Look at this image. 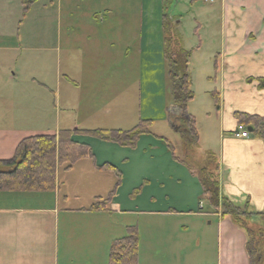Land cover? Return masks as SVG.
Segmentation results:
<instances>
[{"label":"crops","instance_id":"1","mask_svg":"<svg viewBox=\"0 0 264 264\" xmlns=\"http://www.w3.org/2000/svg\"><path fill=\"white\" fill-rule=\"evenodd\" d=\"M162 1L157 2L159 20L154 3L146 13L142 5L141 27L134 39L127 19H119L118 29H102L99 23H107L110 17L78 13L74 10L78 6L73 5V24L56 39L52 32V44L30 49L32 57H11L28 49L20 38L12 46L13 38L4 30L2 18L17 10L16 0H0V160L11 158L20 141L33 135L64 129L127 131L140 120L154 123L153 134L140 137L135 148L74 136L73 141L90 147L93 157L69 171L59 168L53 192H0V201L29 200L24 205L0 203V264H109L111 244L123 238L128 227H137L139 232L138 264H186L202 246L208 255L211 230L216 235L215 256L198 264H250L244 231L206 208L198 176L174 158L182 156L168 133L176 134L179 142L181 134L172 120L178 112L166 92ZM219 2L220 74L213 81L207 78L210 84L218 83L220 91V111H215L219 145L202 144L206 146L202 150L218 155L221 195L237 207L248 205L261 213L264 141L234 136L238 128L234 114L264 117V88L254 81L264 79V0ZM44 39L38 34L40 45ZM108 64L114 69L112 74L93 69ZM123 66L141 72L135 93L124 85ZM235 69L240 70L239 76L234 75ZM210 89L213 86L205 94L211 97ZM133 104L138 107L136 119ZM206 112L210 115L209 108ZM166 140L175 147L174 154ZM103 166L120 172L122 183L108 210L90 211L98 199L108 197L116 182L115 172ZM140 187L142 191L133 197ZM174 220L179 221L177 236L168 228ZM252 225L262 227L255 221ZM193 227L199 233L188 237Z\"/></svg>","mask_w":264,"mask_h":264},{"label":"trees","instance_id":"2","mask_svg":"<svg viewBox=\"0 0 264 264\" xmlns=\"http://www.w3.org/2000/svg\"><path fill=\"white\" fill-rule=\"evenodd\" d=\"M38 0H21L24 12H28ZM164 0L162 28L164 34V57L166 62V92L171 107L177 110L173 116L175 124L182 135L183 157L176 160L186 165L199 178L203 199L222 219L230 220L241 228L247 236L246 251L250 264H264V212L257 213L248 205L240 208L221 195L220 164L215 152L203 153L199 164L195 160L190 165V141L198 139L196 122L187 113L188 104L195 99L192 90V79L189 69L191 52L182 47L177 39V23L170 16ZM216 75L218 63L214 64ZM260 89L264 88V79H256ZM215 109L220 111V99L217 92L212 93ZM238 127L251 128L250 136L264 141V117L237 112L234 114ZM152 120H140L136 126L127 131L122 130H60L56 134L33 135L24 138L14 150L11 158L0 160V192L4 193H47L53 192L57 185L59 168L71 170L81 160L92 158L90 147L73 141L76 135L89 136L101 141L115 143L121 147L135 148L140 137L152 135ZM174 154L175 147L166 140ZM184 143H186L184 145ZM188 146V147H187ZM174 148V149H173ZM116 174V182L108 197L91 205L90 211H106L122 183L120 172L110 166ZM193 167V168H192ZM142 191V187L134 190L133 197ZM260 222L262 227L255 228L252 222ZM140 237L137 227H128L123 238L115 240L110 247L109 264H138Z\"/></svg>","mask_w":264,"mask_h":264},{"label":"rangeland","instance_id":"3","mask_svg":"<svg viewBox=\"0 0 264 264\" xmlns=\"http://www.w3.org/2000/svg\"><path fill=\"white\" fill-rule=\"evenodd\" d=\"M166 1V0H165ZM21 0H16L17 10H12L8 15L3 17L5 31L9 33V35L13 38L11 39V45H18L19 38L21 44L24 45L28 50L23 53L14 52L11 53V57L22 56L23 57H32L33 52L29 51L30 49L35 48H44L47 43L52 44L51 40L54 38H58V33L60 31L68 29L67 26H70L72 15L71 7L78 6V9H74L78 13L92 12L99 14V18L104 16L110 17V20L107 23H99L102 29H111V28H119V19H127L129 27L133 28L131 31L132 39L135 38V33L137 30L139 31L141 27V11L142 5L147 8L145 13L148 10H152V6L154 3V14L158 18V0H38L35 4H33L28 12H24ZM152 2V6H151ZM14 5V4H13ZM14 7V6H13ZM166 7L177 23V34L179 37L178 41L181 43L182 47L189 50L191 52V58L189 63V69L192 79V90L195 94V99L191 103L188 104L187 112L190 115H193L196 119V129L198 139L194 141H190L189 145V153L190 156V165L195 160L199 164V160L203 159V150L206 149V146H202V144H208L209 147L217 148L219 145V137H218V119L216 116L215 103L213 101V92H220L218 88V83L210 84V81L214 80L216 71L212 67V63L220 64V60L217 57V53L221 51L222 45V20H221V7L219 0H214L213 3L205 2V0H168L166 2ZM70 8V9H69ZM161 12L164 13V0L161 2ZM1 12V9H0ZM84 13V12H83ZM123 13L125 16L121 18L119 15ZM110 15V16H109ZM124 26L126 25V21L122 23ZM137 29V30H136ZM53 32V34H52ZM46 33V35H45ZM38 34L41 36H45V42L41 45L38 43ZM10 41V40H8ZM7 43V42H6ZM7 45H9L7 43ZM134 48V47H133ZM32 55V56H31ZM45 53L42 54L45 57ZM133 56H135V52H133ZM132 60V59H130ZM134 66V65H133ZM131 67V69H127V67L123 66L122 72L124 76V85L129 86V90L132 92H137L138 89V81L139 76L141 75L140 70H135ZM93 69L99 71V74H112L114 69L109 64L100 67H93ZM103 69V70H102ZM256 72L255 68L251 69ZM235 76L240 75V70L235 69L233 71ZM220 74V69L218 71V77ZM212 77V79H207L208 77ZM217 80V77H216ZM213 86V90L210 89L211 97L206 95V90ZM135 98L133 99V102ZM137 101V100H136ZM136 105V104H135ZM135 105L133 104V115L136 119V111ZM210 115H207L206 111H208ZM136 109H138L136 105ZM170 112L172 109L169 110ZM65 117L66 115H62ZM72 117V115H69ZM76 115H74V118ZM146 120V119H145ZM130 123H127L129 125ZM138 124V122H137ZM123 126L124 123L122 124ZM159 129L161 127L159 126ZM159 131V130H158ZM168 137L172 140L174 144H176V152L177 154L183 157L184 147L182 146V135H180L178 141V137L173 132L168 133ZM179 142V143H178ZM181 143V146H180ZM186 143H184L185 145ZM203 149V150H202ZM193 168V167H192ZM18 196V195H17ZM33 196V195H30ZM6 199L0 201V203L12 204V202L16 204H26L28 203L27 199ZM8 200V201H7ZM204 203L207 209H211L208 201L204 199ZM178 220L172 221V225L168 226V228H172L175 235H178L176 231ZM184 222L183 220L181 221ZM187 222V221H186ZM190 229L187 233L188 237L192 235H197L199 233L198 229ZM183 229V228H182ZM194 230V232H193ZM143 233V230H142ZM211 246L209 253L207 255L206 248L204 246L201 247L199 251H194L192 258H187L186 264H198L199 262L207 261V259L212 260L215 256V240L216 235L213 230H211ZM184 235V234H183ZM147 236V235H146ZM194 245V247H197ZM206 253V254H204ZM187 255L190 254V250L186 252ZM177 264V261L175 263ZM181 264H183L181 262Z\"/></svg>","mask_w":264,"mask_h":264},{"label":"built area","instance_id":"4","mask_svg":"<svg viewBox=\"0 0 264 264\" xmlns=\"http://www.w3.org/2000/svg\"><path fill=\"white\" fill-rule=\"evenodd\" d=\"M240 130H242V128H240ZM236 136L237 137H247L248 133L246 131H243L241 133H237Z\"/></svg>","mask_w":264,"mask_h":264},{"label":"water","instance_id":"5","mask_svg":"<svg viewBox=\"0 0 264 264\" xmlns=\"http://www.w3.org/2000/svg\"><path fill=\"white\" fill-rule=\"evenodd\" d=\"M248 131H249V132H252V129H251V128H249V129H248Z\"/></svg>","mask_w":264,"mask_h":264}]
</instances>
